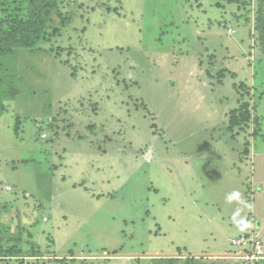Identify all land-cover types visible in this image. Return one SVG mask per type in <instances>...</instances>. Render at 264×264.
Listing matches in <instances>:
<instances>
[{
  "label": "rangeland",
  "instance_id": "rangeland-1",
  "mask_svg": "<svg viewBox=\"0 0 264 264\" xmlns=\"http://www.w3.org/2000/svg\"><path fill=\"white\" fill-rule=\"evenodd\" d=\"M256 6L57 0L39 45L0 57V238L24 254L0 264H244L231 242L264 207Z\"/></svg>",
  "mask_w": 264,
  "mask_h": 264
},
{
  "label": "trees",
  "instance_id": "trees-1",
  "mask_svg": "<svg viewBox=\"0 0 264 264\" xmlns=\"http://www.w3.org/2000/svg\"><path fill=\"white\" fill-rule=\"evenodd\" d=\"M57 0H31L25 14L8 13L0 18V57L17 52L22 48H35L39 45L52 21L53 9ZM255 28L257 30L258 50L264 56V0H257ZM0 67V81L3 79ZM7 106L0 100V114ZM23 251L16 246L6 247L0 238V259L22 256ZM27 256L44 257L41 251L30 252ZM73 258L54 256L53 264H71ZM194 262L195 259H191ZM46 261H43L45 263ZM50 262V261H47Z\"/></svg>",
  "mask_w": 264,
  "mask_h": 264
},
{
  "label": "built area",
  "instance_id": "built-area-1",
  "mask_svg": "<svg viewBox=\"0 0 264 264\" xmlns=\"http://www.w3.org/2000/svg\"><path fill=\"white\" fill-rule=\"evenodd\" d=\"M231 244L238 249V258L244 264H264V241L254 225L248 226Z\"/></svg>",
  "mask_w": 264,
  "mask_h": 264
},
{
  "label": "crops",
  "instance_id": "crops-1",
  "mask_svg": "<svg viewBox=\"0 0 264 264\" xmlns=\"http://www.w3.org/2000/svg\"><path fill=\"white\" fill-rule=\"evenodd\" d=\"M258 155V154H257ZM257 155L254 157L256 158ZM264 167V159L262 160V166ZM258 167H256L255 169H257ZM256 179L255 174L253 175V179ZM259 183H261V185H264V179H261L260 181H257ZM259 203L255 202L253 204V209L251 211V217L250 220H252V222L250 223V225H254L255 228L257 229L260 237L263 239L264 241V207H262L263 209L261 210V207H259ZM248 226L246 225V228Z\"/></svg>",
  "mask_w": 264,
  "mask_h": 264
},
{
  "label": "clouds",
  "instance_id": "clouds-1",
  "mask_svg": "<svg viewBox=\"0 0 264 264\" xmlns=\"http://www.w3.org/2000/svg\"><path fill=\"white\" fill-rule=\"evenodd\" d=\"M238 194L237 193H232V194H229V196L227 197L228 201L231 202L233 198L237 197Z\"/></svg>",
  "mask_w": 264,
  "mask_h": 264
}]
</instances>
